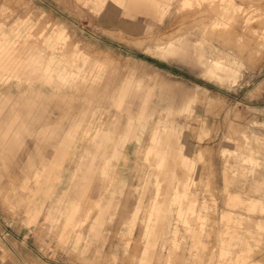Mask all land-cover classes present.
<instances>
[{"label":"rangeland","instance_id":"rangeland-1","mask_svg":"<svg viewBox=\"0 0 264 264\" xmlns=\"http://www.w3.org/2000/svg\"><path fill=\"white\" fill-rule=\"evenodd\" d=\"M0 57V264H264V0H0Z\"/></svg>","mask_w":264,"mask_h":264},{"label":"bare ground","instance_id":"bare-ground-1","mask_svg":"<svg viewBox=\"0 0 264 264\" xmlns=\"http://www.w3.org/2000/svg\"><path fill=\"white\" fill-rule=\"evenodd\" d=\"M130 7L134 11H137V12H140V13L151 14V15L154 14V11H153L152 7H150L149 5H147L144 2L143 3L142 2L141 3H137V4H133L132 3L130 5ZM11 60H13V61H11ZM11 60H10L11 62L9 61L8 62L9 64H7V70L8 71L14 72V71L20 70L22 67H24V65H26V61H24V59H22L20 57H14ZM217 64H219V63L217 62ZM2 65H3V62H2V58L0 57V66H2ZM16 127H18V125H16ZM17 135H19V133ZM43 135H44L46 140H49V138L52 137V136L56 137L58 135V133L55 131V128H54V129H51L49 131H45V133ZM99 135L100 134H95V137L96 138H98V137L101 138L102 136H99ZM103 135H105V134H103ZM172 138H173L172 134H167V135H164V137H163V136L159 135L158 132H155L154 135H153V144L151 145V148H149L148 154L149 155L150 154H155L157 157H159L161 159V162H160L161 164L165 163L168 160V157H169V155L171 154V151H172ZM99 146H101V144ZM99 146H98V148H99ZM61 157H63V154L61 155ZM185 161H187V160L184 159V162ZM47 170L50 171L49 172L50 175L51 174L52 175H57V169H56V171H54L52 168H49ZM36 175H37V177L41 176L40 173H38V172L36 173ZM42 185L45 188H48L47 189V193H48L49 186H50V181L46 180V182H43L41 184V186ZM75 209L77 211L78 207L75 208ZM75 209H74V211H75Z\"/></svg>","mask_w":264,"mask_h":264}]
</instances>
